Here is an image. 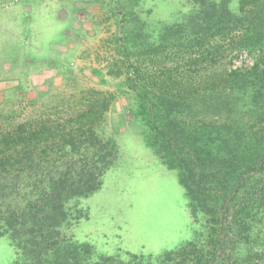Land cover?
Segmentation results:
<instances>
[{
    "label": "trees",
    "instance_id": "obj_1",
    "mask_svg": "<svg viewBox=\"0 0 264 264\" xmlns=\"http://www.w3.org/2000/svg\"><path fill=\"white\" fill-rule=\"evenodd\" d=\"M140 1L108 3L120 18L117 61L145 144L176 171L199 228L156 256L100 254L65 232L67 202L97 191L119 152L104 129L111 97L91 89L62 121L0 129V235L15 248L10 264H239V246L262 223L264 0H192L198 9L157 35L138 17ZM241 50L257 61L228 70ZM228 109L239 116L234 123L218 112Z\"/></svg>",
    "mask_w": 264,
    "mask_h": 264
},
{
    "label": "rangeland",
    "instance_id": "obj_2",
    "mask_svg": "<svg viewBox=\"0 0 264 264\" xmlns=\"http://www.w3.org/2000/svg\"><path fill=\"white\" fill-rule=\"evenodd\" d=\"M113 2L0 0V129L31 118L62 121L91 89L109 95L104 129L117 142V159L97 191L67 202L70 218L64 229L100 254L156 256L193 239L199 225L176 171L143 139L137 99L117 61L120 18L108 5ZM198 7L192 0H141L135 10L157 35ZM245 53L249 60L241 67L251 69L257 54L248 50L238 51L227 69ZM118 69L121 74L113 73ZM218 112L233 123L239 118L229 109ZM236 254L239 264H264V217L251 243L240 245ZM15 255L10 237L0 235V264H10Z\"/></svg>",
    "mask_w": 264,
    "mask_h": 264
},
{
    "label": "built area",
    "instance_id": "obj_3",
    "mask_svg": "<svg viewBox=\"0 0 264 264\" xmlns=\"http://www.w3.org/2000/svg\"><path fill=\"white\" fill-rule=\"evenodd\" d=\"M248 58H249V57H248L247 54L245 53V54L241 57V59H240L239 61H236V62L232 65V68L237 69V68L241 67V62H242V60L245 59L246 61H248V60H249ZM253 63H254V62L251 61V65H252Z\"/></svg>",
    "mask_w": 264,
    "mask_h": 264
}]
</instances>
